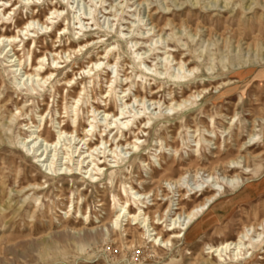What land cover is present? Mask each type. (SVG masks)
Segmentation results:
<instances>
[{"label":"rangeland","instance_id":"1","mask_svg":"<svg viewBox=\"0 0 264 264\" xmlns=\"http://www.w3.org/2000/svg\"><path fill=\"white\" fill-rule=\"evenodd\" d=\"M50 1L40 0L37 4L33 0L34 4H30L32 12L40 21L49 16L48 8L54 4V0ZM56 1L64 9L62 15L66 17V20L59 17L54 21L59 22L60 27L67 25L68 31L61 34L54 30L50 36L48 33L44 34L43 30L38 32L39 39L34 52L35 55H39L40 51L47 48L48 65L46 66H53L49 50L52 49L51 41H54L56 37L61 36L60 41L56 42V45L61 47H66L70 43L76 45L84 39L100 41L91 45L88 48L89 51L87 49L79 54H71V61L66 63V68L59 71L60 76H57L56 80H60L64 73L70 77L75 73L76 84L73 86V92L81 87V83H85L92 89V92L88 89V94L95 96L101 107L99 92L107 90V75L104 71L94 70L99 77L98 79L94 77V83L91 84L88 81L89 77L81 74L78 69L85 68L90 58L94 60L98 58L104 53L103 50L107 45L118 43L119 61L123 69H120L119 77L123 81L124 77L121 75L127 73L130 80L136 82L135 87L141 94L149 97V88H152L154 99L168 102L169 93L176 100H179L181 95L186 96L194 90H200L202 86L208 88V93L204 98L198 97L197 104L189 107L181 115L179 111L163 109V106L159 111L157 105H149L147 102L145 106H148L147 112L152 113L154 117L153 123L145 133H138L140 152L136 158L131 156L125 164L129 169L131 168V174H125L126 170L122 169L121 178L118 175L112 186L107 179L97 184H86L80 180L72 181L61 177L50 180L43 178V170L38 163L16 148L15 136L21 125L11 126L8 122L9 114L15 112V104L20 106L25 98L14 93L8 71H3L4 63L0 62V264H243L242 260H238L237 263L229 259L219 262L214 254H207V252L209 246H216L226 240H235L244 224L264 216V0H68L72 7H66V0ZM100 1H104L101 6ZM32 12L21 5L13 19L12 14H6V17L2 19L0 15V23H3L4 29L15 33L14 27L21 26ZM89 12L97 19L100 29L98 26L91 27L89 20L87 28L78 32L74 28H79V24H74L77 23V19H73L72 15L83 18ZM83 22L86 23V21ZM150 23L157 27L150 29ZM120 32L124 34V37ZM158 34L161 40L156 36ZM20 37L22 38L21 33ZM131 38L138 42L134 48H131L134 41L128 42ZM150 38L153 40L150 41ZM26 41L25 39L24 42ZM138 47L140 52L150 47L160 48L156 51L171 49L170 53L176 61L183 60L188 68L196 65L198 71L195 76H189L190 80L187 82L186 80L173 82V79L169 78L164 80L163 75L159 79L156 77L155 81L152 80L153 76H147L146 81L144 78L139 80L137 76L139 69L131 68V65L134 66L137 63L132 58V50ZM156 51L144 54L145 57H149L145 67L155 68L154 65L160 57L159 55L158 59H154L152 54ZM110 61L113 62V57H110ZM159 65L156 67L159 68L161 66ZM210 67L213 69L207 70ZM141 68L143 69L144 66ZM157 70L162 71V67ZM108 71L110 72L108 78L113 77L114 69L108 68ZM170 71L176 73L175 69ZM140 84H143V88ZM58 85L60 83L53 82L54 87H59ZM35 88V91L28 96L33 98L34 102L30 114L33 120L37 121V112L42 113L47 108L46 105H42L41 99H44V103L50 104V114L45 127L50 138H53L54 119L58 118L57 110L63 105L61 97L72 91L69 87L66 89L59 87L58 93L53 94L51 98L49 92L42 97L35 94L38 91V88ZM131 95L132 93L129 97ZM130 100L132 104L133 98ZM67 102L69 105L70 99H67ZM154 107L156 109L153 110ZM140 108V105L136 106L134 103L129 109L136 112ZM82 110L83 112H79V118L85 126L87 114L84 105ZM217 111H221L227 117L236 114L233 124H239L238 126L241 127L239 131H236L235 125L232 127V132L237 133L236 138L230 137L229 132L225 131L229 126L227 122L229 120L220 118L215 114ZM208 115L214 117L213 131L217 137L209 138L211 142L208 145L201 142V147L184 145L186 127L192 130L197 125L202 132L204 129H211ZM50 118L53 121H50ZM253 120H255L254 129L252 128ZM20 133L25 132L20 131ZM250 133L257 134L254 136L255 139L247 143ZM131 136L132 133L126 132V137ZM157 137L159 140L162 139L163 145L166 142L177 147V153H174L170 147L162 146L161 148ZM189 140V145H193L194 143L191 142L193 139ZM244 142L246 144L241 148L240 145ZM195 148L198 149L197 152H193ZM247 152L260 153L261 156L258 159H250L248 161L250 167L244 173L242 166L246 163L244 157ZM159 154L162 159L159 156L157 160L151 157ZM130 155L131 153H126L125 156L128 158ZM142 159L146 160L148 165L141 164ZM230 159L240 162L237 171L233 172L224 167ZM167 166H170V169L161 170ZM197 171L201 173L195 179L194 174ZM224 172L230 177L234 175L240 177L237 181H230V178H223ZM183 174L185 178L182 187L186 189L195 188V181H200L202 175L211 174L212 177L208 179L207 184L211 181L220 182L218 186L224 187L225 190L208 212L210 221L200 226L197 234L189 236V240L174 239L172 246L165 248L157 244L153 245L146 236L142 237L140 235L142 229L138 225L128 224L124 232L111 229L109 224V219L113 217V213L110 212L111 195L117 194L123 198L121 182L129 181L128 183L135 190L159 194L157 198L160 200L157 202L162 206L159 208L160 211H163L168 201L162 200L161 195L172 196L176 203L177 193L174 192L176 190L174 181ZM123 175L128 178L125 179ZM166 178L171 179L170 183L165 182ZM34 179L40 183L47 181L46 185L51 186L38 192L37 196L41 197V204L31 217L28 214L34 209V205L29 198L34 191L25 189L19 192V190ZM60 187L63 189L64 199L56 195L58 194L56 188ZM75 188L82 191L85 196L81 198V201L79 200V203L86 201L92 220L91 225L79 223V213L70 211L69 215L64 214V211L72 205L68 200L69 197H73V203H76ZM244 191L248 192V196L242 199L240 194ZM184 192L185 189H180V193ZM202 198L203 196L197 198L195 195L189 197L187 194L184 200L178 202L188 209ZM100 199L105 204L103 207L98 206ZM83 207L85 209L86 205ZM150 208L154 209V207ZM66 220L69 221L66 222ZM99 220L102 222H98ZM263 263L264 253L245 264Z\"/></svg>","mask_w":264,"mask_h":264},{"label":"bare ground","instance_id":"2","mask_svg":"<svg viewBox=\"0 0 264 264\" xmlns=\"http://www.w3.org/2000/svg\"><path fill=\"white\" fill-rule=\"evenodd\" d=\"M35 1L37 2V4L40 3V0ZM103 2L104 1H100V6ZM63 3L64 2H62V4ZM30 4H34L33 0H0L1 19L6 17V14H12L11 18L13 19L16 11L21 7V5H23V8H26L27 11L29 9L32 12ZM65 5L66 7H72L71 3L68 2V0L65 1ZM48 10L50 11L49 16H46L43 21H40L39 18H37V15L32 12L30 14V17L26 19L21 26L16 25L14 27V29H16L15 33L7 31L3 28V23H0V62L4 63L3 71H8V76H10V81L13 85L14 93L19 96L22 95L25 98L20 106L16 103L14 110L15 112L9 114L8 122L11 123V126H13V124H15V126L21 125L20 127H18V134L15 136L16 148L24 153L25 156L32 158L36 163L39 164L40 168L43 170V178H49L50 180H55L59 177L69 178L72 181L76 179L86 184H97L101 180L107 179L109 181V184L112 186L115 178L118 175H120L121 178L122 169L126 170L125 174H131V168L129 169L128 166H125V164L129 161V158L131 156L136 158L138 153L140 152V138L138 137V133H145L147 130H149L153 123L152 120L154 117L152 113L147 112L149 108L148 106L146 107L145 104L149 102V105H157L159 111L163 106V109L179 111L181 115L185 110H188L189 107H193L197 104L198 97L201 96V98H204L205 94L208 93V88L202 86L200 90L197 89L193 92H191V90V93H189L188 95H181L179 100H176L175 97L167 91L169 93L168 95L170 96V98L168 96L167 100L169 103L161 101L160 99H154L152 97V95L154 94V92H152V88H149V97H147L145 94H141L139 92L137 87H135L136 82H134V80H130V77L127 73L121 75L122 77H124L123 81L119 77L120 69H122V64L120 65L119 61L120 53L118 49V43H113L107 45V47L105 46L106 48L103 50L104 53L100 54L99 57L95 60L90 58L88 62H86L85 68L78 69L79 71H81V74L87 75L89 77L88 81L91 84L94 83V77H97V79L99 77L98 74L94 73V70L104 71V74L107 75V90L104 92H99V99L102 103L100 107L96 101L97 98L93 95L88 94V89L90 92H92V89L90 86H86L85 83H79L81 87L76 92H73V86L76 84V80L74 78L75 73H73L71 77L67 73H64L63 77L60 80H56V78L60 76L58 75L59 71L66 68V63L71 61V54H79V52H81L82 50L86 51L91 45L100 43L98 39H101V37H98V41L95 42L94 39H91L89 37L91 40L84 39L78 42L76 45L70 43L66 47L56 45V42L60 41L61 36L56 38L54 37L55 40L51 41L52 49L49 50V53L51 55V63L53 66H46L48 65L47 48H44L42 51H40L39 55H35L34 52V49L37 47V39H39L38 32L43 30L44 34L48 33V36H50V34L53 33L54 30H57L58 33L60 32L61 34L68 31L67 25L60 27V23L54 21L59 17H61V19L63 20H66V17L62 15L64 9L59 5V2L54 0V4L51 5ZM72 16L73 19H77V23L75 22L74 24H79V28H74L78 30V32H81L83 29L85 30L87 28L89 20L91 21V27H99L98 21H96L97 19H95L94 15L91 14V12L87 13V15H85L83 18L77 15ZM113 16L115 17L116 15ZM48 21L50 22L48 23ZM83 21H86V23H84ZM54 22L55 24H53ZM68 23L69 22L67 21V24ZM150 24V29L152 30L157 27V25L155 24ZM20 33L22 35V38L20 37ZM123 35L124 34H122V37H124ZM156 36L159 40H161L160 34ZM25 39L27 40L26 42H24ZM152 40L153 39L150 38V41ZM128 42H133L131 48H134L138 44V42H136V40H133V38H131ZM156 43H158V41H156ZM29 44H31V46H29ZM139 47L132 50V58L137 62L136 65L133 66L128 61L132 69H139V71L137 72L139 80L140 78H144V81H146L147 76H153L152 80L155 81L156 77L159 79L163 75L162 77L164 80L169 78L171 80L173 79V82L175 80H186L187 82L188 80H190L189 76H195V73L198 71V67L196 65L195 67L188 68L186 67V63L183 60L180 59L176 61L174 56H172V54L170 53L171 49L156 51L160 48L154 47L152 49L151 46L150 48H148V50L140 52ZM151 51H156V53L152 54L154 56V59H158L159 55L161 57H159V60L156 63L157 65H154V69L151 66L145 67V64L148 62L147 58L149 57H145L144 54ZM110 57H113V62L110 61ZM158 64L161 65L159 66L162 67V71L157 70L160 68L156 67L158 66ZM141 66H144V68L142 69ZM108 68L114 69L113 77L108 78V73H110L108 71ZM173 69H175L176 71L175 74L170 71ZM212 69L213 67H210L207 70L210 71ZM195 78L196 77H194V79ZM53 82L60 83V85L58 86L63 87V89L69 87L72 92L66 93L61 97L63 105L60 106L57 110L58 115H56L58 116V118L54 119L55 135L53 138H50L49 132L45 127L47 123V117L50 114V104L44 103V99H41L42 105H46L47 108L42 113L37 112V121H35L30 114V112L32 111L31 107L34 105L33 98H28V96L31 95L32 92L35 91V87H37L38 91L35 94L42 97L46 92H49V97L53 98V94L58 93L59 90V87L53 86ZM142 86L143 84L141 85V87ZM117 89H119L118 92ZM130 93H132L131 97H129ZM131 98H133L132 104L130 102ZM67 99H70L71 101L69 105H67ZM134 103H136V106H141V108L136 112L129 109L133 107ZM83 105L85 106V112L87 114V125L85 126L82 125L79 118V112H83ZM114 109H117L119 113ZM154 109L156 108L154 107L153 110ZM60 110H62V112ZM215 114L222 119L229 120L227 121L229 123V126L227 129H225V131L229 132L230 137L236 138L237 133L232 132V127L235 125L236 131H239L241 129V127L238 126L239 124H233V120L235 119L236 114L229 117H227L226 114H223L221 111H217ZM158 117H156V119H159ZM208 117L210 118L211 129H204L203 132H205L206 134L200 131V128L197 127V125H195L194 129L192 130L190 129V127H186V137H184L183 140L184 145H186L187 147H201V142H204L208 145L211 142V139L209 138L217 137L215 132L213 131L214 117L213 115H208ZM50 121H53V119L50 118ZM68 122L70 123V125H68ZM254 122L255 120H253L252 122L253 129L255 128ZM7 130H9V128H7ZM20 131H24L25 133L21 134ZM126 132L132 133V136L126 137ZM256 134L257 133H250V139L249 141H247V143H249L253 138L255 139L254 136H256ZM190 138L193 139L191 141L194 143L193 145H189ZM159 141V146L161 148L162 146L170 147V149H173L174 153H177V147L175 148L166 142H164L163 145L162 139H160ZM245 144V142L242 143V145H240L241 148ZM197 151L198 149H193V152ZM126 153H131V155L127 158L125 156ZM158 156L162 159V156L160 154L157 156L153 155L151 157H155L157 160ZM260 156V153L253 154L252 152H247L246 157H244V161L246 163L242 166V172L245 173V171L249 169L250 165H248V161L250 159H258L260 158ZM140 162L141 164H143L146 163V160L142 159L140 160ZM239 163L240 162L238 160L230 159L226 162V166L224 167L234 172L239 169ZM146 165H148V163H146ZM167 169H170V166L163 167L161 170ZM200 173L201 171L195 172L194 178L197 179ZM184 176V174L180 175L174 181L176 187V190L174 192L177 193L176 203H174L172 196L168 197L166 194L161 195L162 200H164L165 202L168 201L163 211H160L159 208H161L162 206H160V204H158L157 202L158 200H160V198H157L159 194L152 193V191L145 192V190L142 192L139 190H135V188L128 183L129 181L121 182L123 198L119 197L117 194L111 195L110 212L113 213V217L109 219L111 229L113 231L118 230L124 232L126 231L125 226H127L128 224L133 226L138 225V227L142 229V232H140V235L142 237L146 236L147 239H150V242L153 245L157 244L158 246L165 248L171 247L174 239L184 238L187 240L189 236L197 234L200 226L207 224L210 221L208 212L210 211L211 206L220 198V195L223 194L225 190L223 186V188L218 186L220 185V182L211 181L210 184H207L208 179L212 177L211 174H207L206 176L202 175L200 181H195V188L186 189L185 187H182L183 180L185 178ZM239 177V175L230 177L227 176L226 173L223 175V178H230V181H237ZM124 178L127 179L128 177L125 176ZM170 181V178L165 179V182L167 183H170ZM139 183L141 184V181ZM46 184L47 181L40 183L36 182L34 179L33 182L27 183L19 190V192L24 191L25 189H28L27 191H34L29 198L32 202L31 204L34 205V209L32 208L33 210H31V212L28 211V215H30L31 217L35 214V209L37 207L39 208V205L41 204V197L37 196L39 194L38 192L44 190L45 188L48 189L51 186L49 184ZM200 185L205 186L201 187ZM56 189L58 192V194L56 195L60 196L61 199H64L63 189L61 187ZM180 189H185V192L180 193ZM75 190L77 191V197L75 198L76 203H73V197H69L68 200H70L69 202L72 205H70L68 209L64 211V214L69 215L70 211H72V213H79V223L83 225H91L92 220L90 219V211L88 210L86 201L79 203V200L81 201V198H85V196L82 191L78 190V188H75ZM193 190L194 192H192ZM149 193L152 194L149 195ZM187 194L189 195V197L191 195H195L197 198H200L202 196L203 198L196 204L192 205L190 208L185 209L180 205L178 201L184 200L185 195ZM247 196V191H244L243 194H240V198L242 199ZM84 205H86L85 209L83 207ZM104 205L105 204L103 200L100 199L98 201V206L103 207ZM150 207H154V209ZM200 218L202 219L198 221ZM68 221L69 220H66V222ZM98 222H102V220H99ZM161 226H163L162 228L165 229L163 230L162 228H160ZM192 226L194 227L191 228ZM107 231L108 228L106 232ZM262 253H264V216L261 219L255 218L252 222L244 224L242 229L237 233L235 240H226L216 246H209L207 252V254H214L219 262H225L226 259H229L230 261H236L237 263L238 260H242L243 264H245L247 261H252L255 257L261 255ZM260 259H262V257H260Z\"/></svg>","mask_w":264,"mask_h":264}]
</instances>
